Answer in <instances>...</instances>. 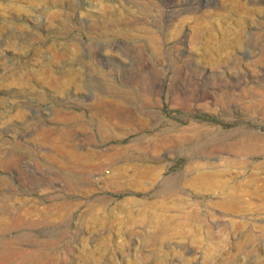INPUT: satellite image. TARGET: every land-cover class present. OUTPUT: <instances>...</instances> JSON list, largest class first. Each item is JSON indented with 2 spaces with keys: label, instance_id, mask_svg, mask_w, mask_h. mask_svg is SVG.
<instances>
[{
  "label": "rangeland",
  "instance_id": "rangeland-1",
  "mask_svg": "<svg viewBox=\"0 0 264 264\" xmlns=\"http://www.w3.org/2000/svg\"><path fill=\"white\" fill-rule=\"evenodd\" d=\"M231 132L264 138V0H0L2 264H264Z\"/></svg>",
  "mask_w": 264,
  "mask_h": 264
},
{
  "label": "bare ground",
  "instance_id": "bare-ground-1",
  "mask_svg": "<svg viewBox=\"0 0 264 264\" xmlns=\"http://www.w3.org/2000/svg\"><path fill=\"white\" fill-rule=\"evenodd\" d=\"M227 135H229V136L228 137L223 136L222 140L219 141L218 144L222 145L224 147V150L229 152V153H233L236 155H242V154L246 155V154L261 153L264 151V138L263 137H256V136L254 137L251 134L250 135H248V134L239 135L236 132H234V133L231 132ZM72 179L70 178L68 180V184H72V181H73ZM166 187H167V185H166ZM226 197L227 196H225L224 198H226ZM222 205L224 207H227L225 200L222 201ZM15 252H13V254H15ZM18 253H19L20 258H19V256L18 257L16 256L18 259H16V262L14 264H21V251H19ZM6 254H7V251H6V253L0 254V264H2V260H3L2 258L6 257L8 255V254L7 255ZM8 257H9V259H11L10 258L11 256L8 255Z\"/></svg>",
  "mask_w": 264,
  "mask_h": 264
}]
</instances>
